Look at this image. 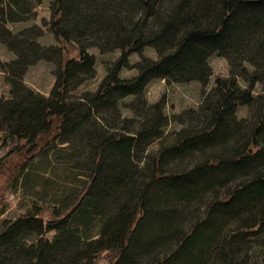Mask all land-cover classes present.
Segmentation results:
<instances>
[{
    "label": "trees",
    "instance_id": "trees-1",
    "mask_svg": "<svg viewBox=\"0 0 264 264\" xmlns=\"http://www.w3.org/2000/svg\"><path fill=\"white\" fill-rule=\"evenodd\" d=\"M24 2L0 0V13L4 15L6 8L11 13L18 12L17 7ZM52 28L63 43L74 45L75 34L79 41L90 39L91 46L103 52L120 50L121 56L97 94L86 96L85 103L77 101L83 105L80 108L69 96L70 80L95 74L96 61L86 52V46L75 44L79 58L64 62V46L45 47L34 41L27 48L23 44L26 50L37 52L34 61L58 60L60 70L56 86L47 98L20 82L31 64L24 62L22 53H18L19 60L14 62L17 65H9L19 80L13 83L12 99H0V130L7 131L10 138L30 145L50 136L61 143L69 142L95 115L103 118L104 104L116 108L117 101L125 96H142L147 83L155 78L208 84L213 75L208 58L219 53L232 67L230 76L217 78L215 87L201 103L200 111L205 113L202 130L197 135H190V130L181 132L180 143L174 144L170 153L180 155L201 144L205 147L223 144L228 148L229 136L235 132L239 146L229 147L228 157L213 156L181 173L161 171L160 155L153 182L145 188L134 184L130 190L128 183L134 182L133 154L158 138L161 129L169 124L164 113L165 101L152 105V110L148 108L140 129L133 134L108 135L99 127L103 131L95 133L98 147L86 175L87 193L82 196H85L83 204L77 208L79 213H75L67 230L57 225L60 221H50L56 223L53 240L30 242L35 226L32 219L23 218L0 235V246L6 245L4 251L3 247L0 249V261L8 259L2 264H94L97 253L105 249L119 252L115 264H137V256L151 251L170 231L176 210L169 208V192L192 194L219 178L224 179V184L235 181L234 187L217 199L209 219L184 235L178 249L156 264H199L201 253L212 247L219 225L233 217L247 216L236 236L264 233V93L253 95L256 85L264 83V0H55ZM147 46L157 50V60L143 57L137 65L138 75L121 79L119 72L128 65V57L134 52L141 53ZM249 65L253 72L249 71ZM239 79L249 82L245 88ZM239 106H251L255 112L249 118L238 119ZM154 109L158 113L156 119ZM150 184L162 185L166 190L161 191L163 195L156 194L157 211L151 209L153 216L148 220V201L154 194ZM126 187L133 193L128 192L130 200L122 204L120 189L124 191ZM106 201H111L114 213L101 223L99 237L93 238L80 230L81 225L93 222L95 210H101ZM71 243L73 249L68 250ZM235 248L232 240L224 239L215 252L223 257L224 264H259L255 260L250 263L249 258L239 260ZM14 257L17 260L10 263L9 258Z\"/></svg>",
    "mask_w": 264,
    "mask_h": 264
},
{
    "label": "rangeland",
    "instance_id": "rangeland-1",
    "mask_svg": "<svg viewBox=\"0 0 264 264\" xmlns=\"http://www.w3.org/2000/svg\"><path fill=\"white\" fill-rule=\"evenodd\" d=\"M54 3L55 0H25L20 8L17 7L16 14L11 13L8 8L5 9L7 11L4 15L0 13V99L5 101L12 99L13 83L19 79L9 65H17L14 62L19 60L18 53H22L25 63L28 61L31 63L23 72L20 82L35 93H40L47 98L51 96L57 83L60 62L58 60L34 61L37 52L26 50L34 41L45 47L64 46V62L69 58H79L76 45L79 47L85 45L86 52L95 58L93 77L85 75L83 78L84 75H80L70 80L69 96L73 102L85 103L86 96L97 94L109 70L114 68L120 58V50L103 52L92 47L90 39L79 41L75 34L72 36L74 45L61 42L52 28ZM23 44H26L27 48ZM143 57L157 60V50L147 46L141 53H132L127 59L128 65L120 70L119 77L127 80L137 76L139 73L137 65ZM208 63L213 71L208 84L199 81L177 82L168 78H155L147 83L142 96L136 94L125 96L117 101L116 108L104 104V108L101 109L103 118H97L95 115L87 127L66 143H61L54 136H50L30 145L25 141L14 140L9 137L7 131L0 130V235L23 218L32 219L31 223L35 226L34 236L28 240L30 242L39 239L49 242L53 240L57 233V230L53 228L56 223L50 224V221H60L57 225L67 230L77 208L83 204L86 196L89 181L86 175L90 173V160L95 157L97 146L95 133L103 131L99 127H103L109 133L108 135L133 134L140 129L141 122L149 113L148 108L152 110V105L160 101H165L164 113L169 119V124L161 129L162 134L158 138H154L144 148L138 149V152L136 150L133 154L135 167L132 181L134 182L128 183L130 190L134 184H141L139 187L145 188L146 184L153 182L154 170L157 167L156 159L160 155L163 160L161 171L169 174L190 171L213 156H219V158L221 155H225L224 158L230 156L231 153L226 152L229 151L227 149L231 146H239L237 132L229 136L228 148L223 147V144L217 146L214 144L215 146L210 145V147L201 144L180 155L170 153L174 149L172 146L177 142L180 143L181 132L190 130V135H197V131L202 130L205 113L200 111L201 103L209 91L215 87L217 78L230 76L232 67L228 59L221 54L215 53L210 56ZM249 71H254L250 65ZM239 83L245 88L249 82L239 79ZM263 93L264 83H258L253 95L258 96ZM79 103L78 107L83 108V105L80 106ZM193 110L196 112L190 113ZM153 111L156 119L158 113L155 109ZM254 112L251 106H239L236 116L238 119L249 118ZM223 182L224 179L219 178L204 190L201 189L192 194L181 195L169 192V208L176 210L170 231L167 236H163L160 244L153 246L151 251L139 254L136 263L156 264L157 261L167 259L174 250L178 249L179 241L190 234V231L203 220L209 219L210 210L218 202L217 199L222 198L227 190L235 185V181L227 184ZM155 186L149 185L154 194L151 193V201L150 199L148 201L150 204L147 210L148 220L153 216L152 212L150 214L151 209L157 211L154 203L156 194L163 195L161 191L166 190L162 185H157L156 188ZM127 188L124 191L120 189L123 192L120 195L123 198L122 204L130 200L127 193L129 192L130 195L133 193ZM84 194L85 196L82 197ZM110 203L111 201H106L101 210L97 208L93 214V222L81 223L80 230H84V233L87 231V234H91L93 238H98L99 232L102 231V224L114 213ZM115 206H118L116 202ZM242 217L243 219L230 218L219 225L212 247L201 253L199 264H224L223 257L215 252L224 239L232 240L236 245L239 260L249 258L250 263H254L255 260L259 264H264V233L256 236L252 233L236 236L241 232L243 220L247 216ZM41 224L43 227L40 226ZM5 246L1 245L0 249L3 247L4 251ZM72 246L74 244H68V250H72ZM118 255L119 252L115 249L102 250L95 256L94 264H115ZM9 260L10 263H15L17 258H9ZM7 261L8 259H1L0 264Z\"/></svg>",
    "mask_w": 264,
    "mask_h": 264
}]
</instances>
